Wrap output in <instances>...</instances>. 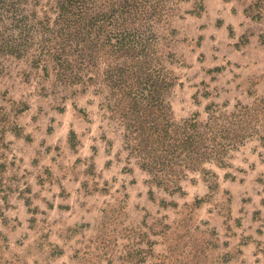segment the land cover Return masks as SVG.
<instances>
[{"label": "rangeland", "instance_id": "374dc122", "mask_svg": "<svg viewBox=\"0 0 264 264\" xmlns=\"http://www.w3.org/2000/svg\"><path fill=\"white\" fill-rule=\"evenodd\" d=\"M203 3L201 17L177 13L174 42L160 35L161 48L176 55L169 102L177 120L195 112L204 120L209 102L227 101L231 111L236 100L264 98V0ZM3 65L0 107L10 109L11 100L27 110L10 115L19 131H8L0 149V264H264V147L256 138L230 154L225 170L210 166L211 192L187 181L185 197L153 189L154 203L93 86L64 88L50 69L45 75L25 60ZM195 198L204 200L196 207ZM160 199L178 206L160 208Z\"/></svg>", "mask_w": 264, "mask_h": 264}, {"label": "trees", "instance_id": "16d2710c", "mask_svg": "<svg viewBox=\"0 0 264 264\" xmlns=\"http://www.w3.org/2000/svg\"><path fill=\"white\" fill-rule=\"evenodd\" d=\"M190 2L0 0V72L5 68L3 62L12 58L28 61L45 75L50 69L64 88L79 86L84 93L93 86V92L102 97L103 109L121 132L126 163L132 161L147 176L148 199L154 203L153 189L169 197H185L183 183L187 181L192 185L201 181L211 192L212 187L207 184L217 179V174L210 166L225 170L230 154L253 138L264 147L261 96H256L251 105L236 100L231 111L227 110V101L209 102L204 107V120L198 112L184 119L175 118L169 96L179 81L172 70L177 60L170 48H161L160 41L165 38L160 35L166 32V38L174 42L177 32L171 22L177 13L201 17L203 0H192L190 9L182 10L181 4ZM257 4H252L251 9ZM259 17L258 12L256 18ZM227 29L232 35L231 27ZM201 40L198 37L197 41ZM221 70L216 68L214 72ZM2 96H6L5 92ZM208 97L209 94L204 95ZM9 101L10 109L0 107V149L9 145L5 142L8 131L15 135L19 131L9 124L10 115L27 110L26 106ZM77 142L76 134L70 130L68 144L73 152ZM3 158L0 153V160ZM5 168L6 163H0L3 204ZM224 178L235 180L229 173H224ZM203 200L195 198L196 207ZM24 202L28 208V199ZM158 206L164 209L178 205L160 199Z\"/></svg>", "mask_w": 264, "mask_h": 264}]
</instances>
